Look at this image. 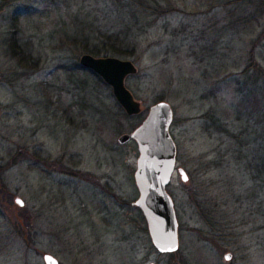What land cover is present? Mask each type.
<instances>
[{
  "label": "rangeland",
  "instance_id": "374dc122",
  "mask_svg": "<svg viewBox=\"0 0 264 264\" xmlns=\"http://www.w3.org/2000/svg\"><path fill=\"white\" fill-rule=\"evenodd\" d=\"M236 1L172 0L175 12L142 36L134 58L123 59L138 68L126 87L143 110L142 120L127 121L112 89L67 69L76 52L62 30L80 10L104 5L0 0V264H45V254L59 264H264V191L234 162L231 138L205 119L208 112L225 119L234 133L251 124L237 119L238 89L251 58L264 69V17L259 0ZM14 11L26 68L9 50ZM160 102L173 110L177 168L188 175L183 182L175 173L167 187L179 223V248L169 254L130 236L125 221L139 215V152L135 141L118 142ZM25 215L34 244L14 234Z\"/></svg>",
  "mask_w": 264,
  "mask_h": 264
},
{
  "label": "trees",
  "instance_id": "16d2710c",
  "mask_svg": "<svg viewBox=\"0 0 264 264\" xmlns=\"http://www.w3.org/2000/svg\"><path fill=\"white\" fill-rule=\"evenodd\" d=\"M93 1L98 3L96 4L98 7H102V5L105 7L96 12L93 10H80V15L72 19L71 28L66 27V30H62V34L64 32L66 37L65 39L70 42L69 45L76 52L74 67H67V69L72 77H75L76 72H87L97 80V83L110 90L111 87L98 75L80 66V57L84 54H90L98 58H134L139 52L142 36L149 32L159 20L175 12V6L172 0ZM238 2L242 6H252L254 4V0L249 2L247 0H237L236 3ZM255 9L256 12H259L264 17V0H259V5ZM17 13L18 11H14L12 16L14 29L9 37V50L11 51V56L17 60L19 65L26 68L29 64V57L18 43L16 36L18 33L16 24ZM252 16L256 18V14ZM138 74L139 72L135 76H138ZM242 74L245 79L241 82L242 86L238 89V92L243 96V99L239 102L240 107L237 119L244 120L246 118V123H251L250 127L234 133L228 128L225 119L216 118L215 115L209 112L205 115V119L208 120L209 129L214 127L220 133H224L231 138L233 144L230 145V148L234 162L237 163V166L243 163L242 167L257 182L258 190L264 191V69L255 58H251ZM117 107L119 115L124 120H142L141 114L130 117L118 103ZM252 126H254V129H251ZM245 149L248 151L245 152ZM254 197H257V194L251 193L249 199ZM257 207L260 208V204ZM213 212L216 213V211ZM138 213V218L132 221H125V225L133 226V233L130 236L144 237L145 242L150 244L151 250H155V247L151 244V238H149L150 235L144 215L139 209ZM212 213L210 214L212 215ZM220 214L222 215V212ZM204 216H206L205 219L208 223L218 228L213 216H209L208 213H205ZM262 216H264V213ZM24 220L25 222L20 219L18 224L13 225L14 234L30 242L32 241L34 244L38 239L37 232L26 215Z\"/></svg>",
  "mask_w": 264,
  "mask_h": 264
},
{
  "label": "water",
  "instance_id": "95a60500",
  "mask_svg": "<svg viewBox=\"0 0 264 264\" xmlns=\"http://www.w3.org/2000/svg\"><path fill=\"white\" fill-rule=\"evenodd\" d=\"M80 66L94 72L111 87L114 97L128 116H138L143 112L141 103L126 87V79L138 73L132 61L84 54L80 57ZM172 122L171 106L160 102L150 108L141 126L118 139L120 145L130 141L137 143L139 156L134 177L139 198L135 205L142 211L151 241L161 254L174 253L179 248V223L173 200L167 193L178 157L177 145L171 135ZM179 173L182 181L187 182L186 172L180 169ZM16 202L24 206L20 199ZM169 248L174 250H167ZM230 257L228 255L226 259ZM43 260L45 264H59L51 254H45Z\"/></svg>",
  "mask_w": 264,
  "mask_h": 264
},
{
  "label": "flooded vegetation",
  "instance_id": "af4514ba",
  "mask_svg": "<svg viewBox=\"0 0 264 264\" xmlns=\"http://www.w3.org/2000/svg\"><path fill=\"white\" fill-rule=\"evenodd\" d=\"M177 158H178V157H177ZM179 170H180V169L177 168V165H176V170H175L174 174L177 173V172H179ZM174 174H173V176H174ZM172 178H173V177H172Z\"/></svg>",
  "mask_w": 264,
  "mask_h": 264
},
{
  "label": "snow or ice",
  "instance_id": "6c2138e0",
  "mask_svg": "<svg viewBox=\"0 0 264 264\" xmlns=\"http://www.w3.org/2000/svg\"><path fill=\"white\" fill-rule=\"evenodd\" d=\"M167 250L172 251V250H174V249H173V248H169V249H167Z\"/></svg>",
  "mask_w": 264,
  "mask_h": 264
}]
</instances>
